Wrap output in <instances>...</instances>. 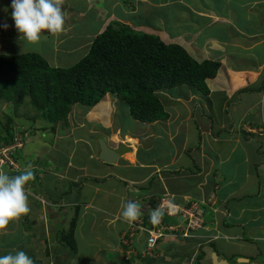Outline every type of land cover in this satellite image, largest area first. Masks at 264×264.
Returning a JSON list of instances; mask_svg holds the SVG:
<instances>
[{"label":"crops","instance_id":"0c3cea01","mask_svg":"<svg viewBox=\"0 0 264 264\" xmlns=\"http://www.w3.org/2000/svg\"><path fill=\"white\" fill-rule=\"evenodd\" d=\"M223 1L224 14L200 5L194 14L190 7L197 6L186 0H65L66 33L31 45L15 28L11 0H0V54L32 52L57 67L59 53L85 47L86 54L91 35L103 31L111 19L127 24L139 19L141 28L186 47L195 60L220 63L216 76L206 80V97L191 88L175 89L161 98L164 119L144 123L148 129L139 131L133 128L134 119L124 133L127 143L137 141L130 145L115 146L118 132L112 129L108 137L93 133L104 128L99 125L108 105L102 100L92 107L97 114L87 115L91 119L79 136L64 132L66 120L26 117L17 108L7 111L10 102L0 101V144L7 130L24 141L15 152L21 171L4 172L18 175L31 165L35 174L27 186L31 211L9 224L7 237H0V256L22 250L34 264H74L82 259L76 245H84L96 248L84 264H264V126L258 117L264 115V0ZM185 4L198 19L184 17ZM138 6L142 11L135 15ZM162 9H168L166 23L146 20L151 11L163 14ZM185 22L192 29L187 39ZM111 97L105 96L109 108ZM100 136L110 148L125 149L116 163L99 159ZM163 139L154 153L155 143ZM142 144L147 151L140 158ZM164 194L184 209L194 206L200 226L182 227L186 237L177 231L145 255V235H138L131 242L133 255L125 260L127 223L121 211L126 198L146 196L154 202ZM165 217L186 225L179 216Z\"/></svg>","mask_w":264,"mask_h":264},{"label":"trees","instance_id":"16d2710c","mask_svg":"<svg viewBox=\"0 0 264 264\" xmlns=\"http://www.w3.org/2000/svg\"><path fill=\"white\" fill-rule=\"evenodd\" d=\"M134 22L109 21L86 55L67 68L50 66L35 53L0 54V100L13 101L15 107L27 103L56 123L65 121L74 106L91 108L110 93L127 106L133 119L152 123L166 114L161 100L166 93L185 87L206 97V80L216 76L220 63L199 62L186 47L141 28L139 19ZM183 28L187 39L191 25L185 22ZM6 132L9 144L12 133Z\"/></svg>","mask_w":264,"mask_h":264},{"label":"clouds","instance_id":"9594fccd","mask_svg":"<svg viewBox=\"0 0 264 264\" xmlns=\"http://www.w3.org/2000/svg\"><path fill=\"white\" fill-rule=\"evenodd\" d=\"M64 4L65 0H11V17L22 39L28 44L39 45L42 39L47 36L59 38L65 34L68 29L66 28ZM45 31L47 35L44 34ZM15 140H19L24 145V141L16 136L10 143L15 142ZM34 179L35 174L31 170V165H28L18 175H9L0 171V237L9 235L8 226L10 223L18 222L22 216L30 213L27 186ZM175 207L176 205L172 201H167L162 206L152 210L150 212L151 222L159 223L165 214V210L167 209L171 213ZM195 215L200 220L197 214ZM141 216V204L139 202L127 201L122 205L121 217L126 223L132 224ZM176 224L179 225L180 223L177 222ZM188 228L190 227L185 229ZM185 229L179 231L182 236ZM185 234L187 236V233ZM0 264H34V261L25 251L17 250L14 254L10 252L0 256Z\"/></svg>","mask_w":264,"mask_h":264},{"label":"rangeland","instance_id":"374dc122","mask_svg":"<svg viewBox=\"0 0 264 264\" xmlns=\"http://www.w3.org/2000/svg\"><path fill=\"white\" fill-rule=\"evenodd\" d=\"M187 2H189L190 4H192V5H195V6H197V7H190L191 9V11L195 14H198V12H199V10H200V8H198V5H200L201 6V9H207L209 6H210V10L211 11H214L215 13H217V14H224L225 12H224V1L223 0H202L203 2H204V4H202L201 3V0H186ZM154 8H152L151 10H153ZM140 11H142L141 10V7L140 6H138V12H136V14L135 15H139V13H140ZM148 12V11H147ZM162 12H163V14L165 15V17L164 18H162V15L163 14H161V11H151L150 12V14L148 15V16H146L145 18H146V20H148V21H152L153 23H150V24H155V22L158 24V23H160V24H162L163 22L164 23H166L167 21H168V18H169V15H168V9H162ZM142 13V12H141ZM144 13V12H143ZM146 13V12H145ZM144 13V14H145ZM125 14V13H124ZM183 15H184V17L188 20V21H191L192 20V18H197L198 19V17L197 16H193V14L191 13V12H189V6L187 5V4H185V9H184V13H183ZM125 17L126 16H129L128 14H125L124 15ZM157 19V20H156ZM164 19V20H163ZM111 20H113V19H111ZM142 20V19H141ZM156 20V21H155ZM193 26V25H192ZM163 27V26H162ZM194 27V26H193ZM164 30V28H162V31ZM189 31H192V29H190ZM204 34H206V36L207 37H209V34H210V30L208 31H206ZM91 37H92V40H93V38H94V36H92L91 35ZM72 42V41H71ZM8 49L9 48H6L5 50L6 51H8ZM84 50H85V47H82V50H79V52H72V53H70V54H61V53H59L58 55H57V62H58V64H57V62H56V64L58 65L57 67H60V68H67V67H71V66H73L74 64H76L81 58H83L86 54H83L84 53ZM10 55H12V53L13 52H11V50L8 52ZM26 53H32V52H22V53H18V54H26ZM46 53H48V52H46ZM41 56V55H40ZM42 57V56H41ZM43 58V57H42ZM45 59V58H44ZM106 95H109L110 96V93H107ZM105 95V96H106ZM112 95V94H111ZM105 96L101 99L102 101V104H106V106L108 105V107L105 109V110H107L105 113H103L104 114V119L102 118V124H100L99 125V127H103L104 126V128H108L109 130H105L104 128H97V129H95V132H93V133H101L102 135L104 134V135H106L107 137L109 136V135H111L110 133L111 132H113V131H117L118 132V134H116L117 135V137H115V136H112L111 137V139H113V137H115L116 139H114V145L115 146H120V144H126V145H130L129 143H133V144H135V143H137V141H133V142H129V143H127V141H128V139L126 138V136H127V134H124V133H127L126 132V130L130 127V125H131V123H132V121L134 120L131 116H130V113H129V110H128V108H127V106L124 104V103H121L120 101H119V99L117 98V96L116 95H112V97H111V107L109 108V101H107V99H105ZM25 99L26 100H29V98L28 97H25ZM1 101V100H0ZM2 102H4V101H2ZM261 103V102H260ZM10 105L12 106V108L11 107H9L8 109H7V111H9V110H11V109H16L17 108V113H23V114H25V116L26 117H34V116H36V115H38V114H36V110L33 108V107H31L29 104H27V103H25L24 105H21V106H19V107H15V105L13 104V101L10 103ZM76 108V110H74V112L73 113H71L72 115L69 117V115H68V117H67V119H66V121H67V124H66V126H65V131L64 132H67V131H71L72 132V135H74L75 136V134L77 135V136H79V135H81V133L83 132V131H85L84 129L86 128V123H87V119L89 120V119H91L89 116H87L91 111H92V107L91 108H84L85 110H83V107L81 106V107H75ZM114 109L116 110L115 111V114L114 113H111V111L113 110L114 111ZM260 109V108H259ZM257 110V113H259L260 112V110ZM256 113V114H257ZM97 113H95V111H92L91 112V115H96ZM255 114V113H254ZM166 116V114L164 115L163 114V116L159 119V120H162V119H164V117ZM101 116H99L98 118H100ZM113 117V118H112ZM253 117V116H252ZM258 117H260L261 119H262V125L264 126V122H263V119H264V115L263 116H258ZM106 118V119H105ZM2 120H6V117H3L2 118ZM7 120H10V119H8L7 118ZM99 122H100V120H99ZM134 122V121H133ZM47 123V122H46ZM136 123L137 124H133V128L136 130V131H139V128H143V130L145 129V128H147L148 129V127H144V126H142V124H144V123H142V122H139V121H137L136 120ZM10 125L11 126H13L14 125V128L16 129L17 127H19L17 124H13V122H11L10 123ZM68 126H70V127H68ZM85 126V127H84ZM9 128H10V126H9ZM112 129V131L110 132V130ZM117 129V130H116ZM110 133H109V132ZM12 133V132H11ZM68 133V132H67ZM161 133H162V130L160 131V135H161ZM8 136H12V138L14 137V136H16V137H18L17 135H15L14 133L12 134V135H8ZM121 137V138H120ZM120 139L122 140V142H120ZM119 140V141H118ZM165 141H166V139H163V140H160V141H157L156 143H155V149H154V153H156V151H158V148H159V146L160 145H163L164 143H165ZM119 142V143H118ZM14 143V142H13ZM9 144H12V143H9ZM1 145H3V146H9V145H7V143H5V138H3L2 139V141H1V144H0V146ZM264 146V145H263ZM23 147H24V145H23ZM22 147V148H23ZM21 148V149H22ZM250 149H251V152L253 151V149L250 147ZM147 151V149L145 148V146H144V144H142V146H141V148L139 149V157L140 158H142V155H143V153L144 152H146ZM18 154V153H17ZM124 154H125V152H124ZM253 156V155H252ZM23 163L25 162V160L23 159V160H21ZM132 170H136V169H132ZM131 170V174H138V176H139V174H140V172L138 171V170H136V173L134 172V171H132ZM109 181H111V180H109ZM108 186H110L112 189H118V186L117 185H115V184H107ZM253 186L252 185H250L249 187H248V189L250 188H252ZM164 219H168L169 220V224L171 223V224H173V225H176V224H174V223H177V222H175L176 221V219L174 218V217H169V218H167V217H164ZM187 225H184V226H181V229H182V227H186ZM194 228H197L196 226H193L192 227V229H194ZM139 236L140 235H145L144 233H139L138 234ZM137 235V236H138ZM136 236V237H137ZM144 240H146V236H145V239ZM144 244H145V242H144ZM76 249H77V252H79L78 253V257H80L81 256V261H78V260H76L75 262H74V264H84L83 262H85V261H90L91 259H92V255H93V252L95 251V249L96 248H89V249H87V248H85L84 247V245H82V246H79L78 247V245H76ZM83 254H85L84 256H83ZM105 255V254H104ZM96 261H92V262H90V264H102L101 262H98V263H95ZM232 263V262H231Z\"/></svg>","mask_w":264,"mask_h":264},{"label":"built area","instance_id":"2783aa9c","mask_svg":"<svg viewBox=\"0 0 264 264\" xmlns=\"http://www.w3.org/2000/svg\"><path fill=\"white\" fill-rule=\"evenodd\" d=\"M7 145L9 146H0V171L9 170L11 172H19L21 171V168L15 160V152L20 150L23 144L19 140H15L14 143ZM135 196L130 195L126 198V201L139 202L141 204L142 216L139 220L132 224L127 223V229L122 236V245L123 247H126L124 251L125 254H123L125 260H129L133 255L134 250L131 248V242L139 233H144L146 236V247L145 253L143 254L145 255L150 253L155 248L158 241L166 238L168 235H173L181 229V225H167L163 222V218L159 223L155 224L150 220V212L162 206L167 201H170V195L164 194L154 202H151V200L146 196ZM194 209V206L184 209L176 205L175 209L171 213H169L166 209L164 216H179L187 227H199L201 222L197 219ZM183 236H186V234L184 233Z\"/></svg>","mask_w":264,"mask_h":264},{"label":"water","instance_id":"95a60500","mask_svg":"<svg viewBox=\"0 0 264 264\" xmlns=\"http://www.w3.org/2000/svg\"><path fill=\"white\" fill-rule=\"evenodd\" d=\"M97 142L99 144L100 153H99V159L102 160L105 163L114 164L117 162L118 158L123 154V150H115L113 148H110L107 144L106 137L100 136L97 139Z\"/></svg>","mask_w":264,"mask_h":264},{"label":"bare ground","instance_id":"6f19581e","mask_svg":"<svg viewBox=\"0 0 264 264\" xmlns=\"http://www.w3.org/2000/svg\"><path fill=\"white\" fill-rule=\"evenodd\" d=\"M127 152H130L129 150H127ZM126 153V152H125Z\"/></svg>","mask_w":264,"mask_h":264}]
</instances>
